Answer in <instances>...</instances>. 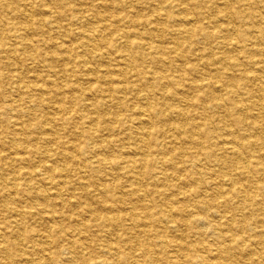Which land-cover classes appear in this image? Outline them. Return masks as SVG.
I'll list each match as a JSON object with an SVG mask.
<instances>
[{
  "label": "rangeland",
  "instance_id": "1",
  "mask_svg": "<svg viewBox=\"0 0 264 264\" xmlns=\"http://www.w3.org/2000/svg\"><path fill=\"white\" fill-rule=\"evenodd\" d=\"M261 81L264 0H0V264H256Z\"/></svg>",
  "mask_w": 264,
  "mask_h": 264
},
{
  "label": "bare ground",
  "instance_id": "2",
  "mask_svg": "<svg viewBox=\"0 0 264 264\" xmlns=\"http://www.w3.org/2000/svg\"><path fill=\"white\" fill-rule=\"evenodd\" d=\"M18 1V0H17ZM153 6V5H152ZM157 7V6H156ZM97 10V9H96ZM182 18V17H181ZM189 23V22H188ZM224 23V22H223ZM91 34V33H90ZM12 39V38H11ZM96 40V39H95ZM258 42V41H257ZM14 46V45H13ZM252 52V51H251ZM81 54V53H80ZM251 69V68H250ZM212 73V72H211ZM203 77H205V76H203ZM261 82H263V81H261ZM264 83V82H263ZM254 84H255V82H254ZM120 85V84H119ZM261 85V84H260ZM258 87V86H257ZM261 87H263V86H261ZM219 91V90H218ZM42 97V96H41ZM20 98V97H19ZM105 98V97H104ZM252 99V98H251ZM250 100V99H249ZM261 100V99H260ZM21 100H19V102H20ZM8 103V102H7ZM183 104V103H182ZM260 105V104H259ZM261 110H260V113L263 115V113H262V109L263 108H260ZM36 110V109H35ZM183 110V109H182ZM244 112V111H243ZM245 113V112H244ZM250 114V113H249ZM240 116V115H239ZM171 121V120H170ZM137 128V127H136ZM138 130V129H137ZM246 134V133H245ZM38 136V135H37ZM247 137V136H246ZM254 143H255V141H248V142H243V143H238L239 144V147H243V148H245V147H250V146H253L254 145ZM221 144V143H220ZM223 144V143H222ZM220 149V148H219ZM16 151V150H15ZM243 155V154H242ZM238 156H239V154L236 156L237 158H238ZM246 163V162H245ZM142 164V163H141ZM208 164V163H207ZM214 164V163H213ZM135 165V164H134ZM199 165V164H198ZM246 165V164H245ZM128 166V165H127ZM209 166V165H208ZM198 167V166H197ZM199 167H200V165H199ZM246 168V166H243L242 167V173H244V169ZM262 168H264V166H262L260 169H257V172H259V170H262ZM129 170V169H128ZM132 170V169H131ZM199 170V169H198ZM197 170V171H198ZM199 172V171H198ZM216 179V178H215ZM4 180V179H3ZM139 182V181H138ZM233 184V183H232ZM141 189V188H140ZM244 189V188H243ZM169 196V195H168ZM218 200V199H217ZM248 202V201H247ZM194 204V203H193ZM206 204V203H205ZM210 204V203H209ZM208 206V205H207ZM169 211H170V209H169ZM224 214V213H223ZM227 216V215H226ZM228 217V216H227ZM3 228V227H2ZM237 229V228H236ZM264 230V229H263ZM241 231V230H240ZM150 232V231H149ZM232 232V231H231ZM242 232V231H241ZM261 235H263L264 236V231H262V234ZM135 236V235H134ZM40 237V236H39ZM47 237H49V236H47ZM116 240V239H115ZM1 243V242H0ZM164 245V244H163ZM44 253V252H43ZM172 253V252H171ZM49 255V254H48ZM245 256V255H244ZM247 256V255H246ZM260 258H262L261 260H259V261H257L256 262V264H264V256L262 257V256H260ZM150 259V258H149ZM225 264V263H224Z\"/></svg>",
  "mask_w": 264,
  "mask_h": 264
}]
</instances>
